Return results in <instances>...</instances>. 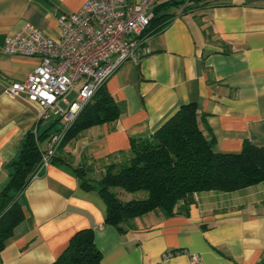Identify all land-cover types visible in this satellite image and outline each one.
Returning <instances> with one entry per match:
<instances>
[{"label":"crops","instance_id":"obj_1","mask_svg":"<svg viewBox=\"0 0 264 264\" xmlns=\"http://www.w3.org/2000/svg\"><path fill=\"white\" fill-rule=\"evenodd\" d=\"M85 1L0 0V192L28 131L53 126L39 142L42 153L68 125L54 115L40 121L36 108L7 93L40 60L6 54V40L27 23L57 38L59 18L78 12ZM166 2L171 5L147 34L150 54L125 62L105 84L119 119L89 128L70 143L63 140L54 161L21 195L25 219L6 241L0 264H52L84 229L94 231L101 264H193L196 254L202 258L196 264H264V182L196 193L177 214L151 212L120 232L106 223L103 199L83 188L75 172L90 167L97 178L107 165L124 162L134 140L151 138L189 103L196 104L216 152L238 153L246 141L264 145V0H207L189 10ZM71 96L74 101L76 93L68 101ZM167 253L174 255L164 261Z\"/></svg>","mask_w":264,"mask_h":264},{"label":"trees","instance_id":"obj_2","mask_svg":"<svg viewBox=\"0 0 264 264\" xmlns=\"http://www.w3.org/2000/svg\"><path fill=\"white\" fill-rule=\"evenodd\" d=\"M207 0H173L184 9H193ZM165 2L155 9L152 24L161 19ZM159 16V17H158ZM170 23L160 26L163 30ZM121 111L102 87L67 129L63 145L85 130L119 119ZM53 126L26 133L17 157L10 162V179L0 192V252L25 219L21 195L33 181L41 161L39 142L47 139ZM56 158V157H55ZM54 158V159H55ZM53 159V161H54ZM81 166L75 170L81 186L97 192L106 206V223L125 232L124 224L151 212L177 214L181 204L194 202L199 192H232L264 182V145L246 141L238 153H220L201 128L195 103L182 105L149 139L134 140L124 162L112 163L97 178ZM145 193L129 200L123 194ZM102 254L95 244L94 231L77 232L65 251L52 264H101Z\"/></svg>","mask_w":264,"mask_h":264},{"label":"built area","instance_id":"obj_3","mask_svg":"<svg viewBox=\"0 0 264 264\" xmlns=\"http://www.w3.org/2000/svg\"><path fill=\"white\" fill-rule=\"evenodd\" d=\"M166 1L130 4L128 0H86L78 12L59 18L57 38L27 23L18 34L7 38L3 51L36 57L40 63L25 82L13 83L7 93L36 108L40 121L52 115L65 118L68 129L125 62H140L150 54L145 33L155 9ZM72 92L76 99L69 102L67 97ZM67 129L50 137L33 180L53 161ZM173 255L167 253L163 260ZM201 260L200 255L191 256L193 264Z\"/></svg>","mask_w":264,"mask_h":264},{"label":"rangeland","instance_id":"obj_4","mask_svg":"<svg viewBox=\"0 0 264 264\" xmlns=\"http://www.w3.org/2000/svg\"><path fill=\"white\" fill-rule=\"evenodd\" d=\"M69 101L70 102H72L73 101V96H71L70 98H69ZM131 196V198H137V197H139V198H141L142 196H145V193H140V194H136V195H130ZM126 200V199H125Z\"/></svg>","mask_w":264,"mask_h":264}]
</instances>
